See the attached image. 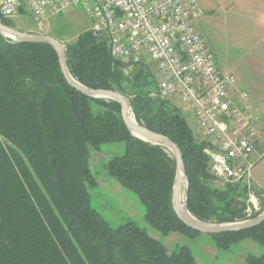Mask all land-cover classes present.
Wrapping results in <instances>:
<instances>
[{"label": "trees", "instance_id": "1", "mask_svg": "<svg viewBox=\"0 0 264 264\" xmlns=\"http://www.w3.org/2000/svg\"><path fill=\"white\" fill-rule=\"evenodd\" d=\"M0 21L12 26L1 16ZM66 58L79 83L127 97L139 123L180 148L193 216L217 224L247 220V188L214 186L206 153L212 145L195 138L181 109L154 95L158 82L147 67L137 81L129 78L125 64L112 58L107 39L92 30L66 46ZM108 143L125 144L107 170L138 196L149 224L165 237L199 234L174 212L172 154L134 137L117 102L73 88L52 46L18 43L0 34V264H198L188 248L169 252L145 229L131 222L113 228L93 208L89 186L96 181L89 147L98 150ZM256 195L263 212L264 199ZM211 237L226 252L247 239L264 247V221ZM247 263L264 264V253Z\"/></svg>", "mask_w": 264, "mask_h": 264}, {"label": "built area", "instance_id": "2", "mask_svg": "<svg viewBox=\"0 0 264 264\" xmlns=\"http://www.w3.org/2000/svg\"><path fill=\"white\" fill-rule=\"evenodd\" d=\"M81 7L92 20L91 30L98 36L105 31L102 37L113 59L144 69L157 64L162 77L154 95L170 102L179 99L194 117L212 145L206 150L211 173L247 188V220L253 219L260 209L252 185L258 119L249 93L236 88L233 76L220 72L199 34L197 0H0V16L28 15L45 35L53 18Z\"/></svg>", "mask_w": 264, "mask_h": 264}, {"label": "rangeland", "instance_id": "3", "mask_svg": "<svg viewBox=\"0 0 264 264\" xmlns=\"http://www.w3.org/2000/svg\"><path fill=\"white\" fill-rule=\"evenodd\" d=\"M212 9L213 13L202 15L197 22L198 32L224 73L229 69L234 72L251 56V46L257 39L254 31H251L254 26L250 15H246L240 9L233 10L234 7L229 0H222ZM7 20L11 22L10 28L14 30L39 34L35 20L28 15ZM91 26L92 20L81 7L65 16L53 18L44 34L68 46L75 43L78 36L88 31ZM147 68L159 82L162 76L157 64L151 63ZM171 103L179 109L182 107L177 98ZM185 115L190 126L193 127V117L186 113ZM195 136L198 138V134L195 133ZM124 151V143L104 144L98 150L89 147V168L96 181L94 186H89L91 204L113 228L134 223L145 229L153 238L163 242L169 252L177 251L181 247L188 248L198 264H248L247 260L251 256L260 257L264 253V247L252 239L240 242L232 251L226 252L219 250L212 237L206 234L189 236L172 233L167 237L163 236L149 224L145 207L138 196L122 187L108 173L109 161L122 155ZM167 152L170 153L168 150ZM212 183L214 186L222 187L227 182L215 178ZM257 213L260 215L264 211L261 212L259 209Z\"/></svg>", "mask_w": 264, "mask_h": 264}, {"label": "water", "instance_id": "4", "mask_svg": "<svg viewBox=\"0 0 264 264\" xmlns=\"http://www.w3.org/2000/svg\"><path fill=\"white\" fill-rule=\"evenodd\" d=\"M0 34L18 43H45L52 46L58 55L63 75L73 88L90 98L108 99L117 102L122 109L123 121L128 131L134 137L152 145L161 146L172 154L176 164L172 204L176 216L183 225L201 234L212 236L252 229L264 221V213L250 220L224 224L204 222L197 219L187 208L189 181L186 176L185 164L180 148L169 138L152 132L139 123L132 112L130 100L127 97L114 91L91 89L79 83L70 73L66 58V46L54 38L42 34L20 32L4 25L1 21ZM100 35L104 36L105 31H102ZM125 70L129 71L128 76L134 81H137L146 73V70L141 66L125 65ZM213 153L219 155L217 150H214ZM182 195L183 200H181Z\"/></svg>", "mask_w": 264, "mask_h": 264}, {"label": "crops", "instance_id": "5", "mask_svg": "<svg viewBox=\"0 0 264 264\" xmlns=\"http://www.w3.org/2000/svg\"><path fill=\"white\" fill-rule=\"evenodd\" d=\"M221 1L222 0H197L202 15H205L208 12H210V14L213 13L212 8ZM229 1H231L232 6L234 7L233 10L240 9L243 10L246 15H250L252 25L254 26L251 31H254L257 39L251 46V56L247 58L245 63L236 71L232 72L233 70L231 71L229 69L227 73H224L218 63L217 65L221 73L234 77L235 85L238 90L246 91L250 95V104L258 119V139L252 156L253 160L256 162L252 185L255 191L254 194L256 195V192H259L264 199V0ZM208 7H210L209 10ZM91 28L92 26L89 30H91ZM181 110L186 113L182 107ZM191 128L194 135L195 133L198 134V138L195 136L196 139L205 140L194 117L193 127ZM257 199L259 203V197H257Z\"/></svg>", "mask_w": 264, "mask_h": 264}, {"label": "bare ground", "instance_id": "6", "mask_svg": "<svg viewBox=\"0 0 264 264\" xmlns=\"http://www.w3.org/2000/svg\"><path fill=\"white\" fill-rule=\"evenodd\" d=\"M181 200H183V195H182V197H181Z\"/></svg>", "mask_w": 264, "mask_h": 264}]
</instances>
